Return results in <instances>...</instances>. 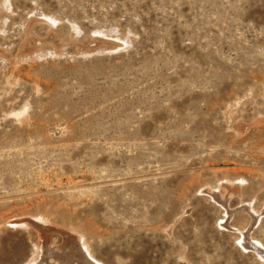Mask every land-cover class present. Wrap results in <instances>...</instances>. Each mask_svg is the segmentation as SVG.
<instances>
[{
  "label": "rangeland",
  "instance_id": "rangeland-1",
  "mask_svg": "<svg viewBox=\"0 0 264 264\" xmlns=\"http://www.w3.org/2000/svg\"><path fill=\"white\" fill-rule=\"evenodd\" d=\"M244 231L264 0H0V264H264Z\"/></svg>",
  "mask_w": 264,
  "mask_h": 264
},
{
  "label": "bare ground",
  "instance_id": "bare-ground-1",
  "mask_svg": "<svg viewBox=\"0 0 264 264\" xmlns=\"http://www.w3.org/2000/svg\"><path fill=\"white\" fill-rule=\"evenodd\" d=\"M221 199H222L221 201H225L224 198ZM227 210L229 216L234 212V209L229 206L227 207ZM250 213L252 214L253 217V224H255V222L258 220L259 213L256 214L252 210L250 211ZM244 234L246 236V238L244 239L246 241L245 243H248V245L250 244L254 250H256L262 257H264V248L260 246L259 243H255L256 241L254 242L253 239H250L249 232L244 231ZM72 246L74 247V245ZM66 248H62L60 251H57V249L50 251L49 248L47 250L43 248L42 251L43 262H40L39 264H105L94 258V256L89 254L86 250H84V247L81 245V243H78L77 247H75L73 251H72L73 248L71 250H68L69 248L67 249ZM49 256H51L53 260L51 258L49 259Z\"/></svg>",
  "mask_w": 264,
  "mask_h": 264
}]
</instances>
